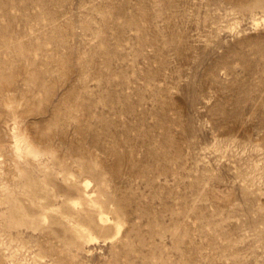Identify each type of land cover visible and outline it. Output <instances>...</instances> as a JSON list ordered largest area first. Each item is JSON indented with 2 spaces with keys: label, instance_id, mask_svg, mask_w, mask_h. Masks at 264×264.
I'll return each instance as SVG.
<instances>
[{
  "label": "rangeland",
  "instance_id": "374dc122",
  "mask_svg": "<svg viewBox=\"0 0 264 264\" xmlns=\"http://www.w3.org/2000/svg\"><path fill=\"white\" fill-rule=\"evenodd\" d=\"M0 264H264V0H0Z\"/></svg>",
  "mask_w": 264,
  "mask_h": 264
},
{
  "label": "bare ground",
  "instance_id": "6f19581e",
  "mask_svg": "<svg viewBox=\"0 0 264 264\" xmlns=\"http://www.w3.org/2000/svg\"><path fill=\"white\" fill-rule=\"evenodd\" d=\"M87 187H89L88 186V184H87ZM25 193V192H24ZM16 195V194H15ZM83 197H82V199L81 200H75V202H73V203H71V202H68V203H71V206H72V208L74 209V211H75V208L78 206V205H80L79 207H81L82 205L84 206V204L85 203H89V204H87V205H89V210L90 211H93V212H95L96 213V215L98 216V219H97V221H99V223H100V225L99 226H101L100 228H102V227H104L105 226V224L109 221V218L106 216V214H105V209H104V202L99 198V197H90V196H88L87 194H86V191H85V193H84V195H82ZM68 205H70V204H67V206ZM70 206V207H71ZM86 208V207H85ZM70 210H71V208H69ZM72 209V210H73ZM79 210H81L80 208H78ZM87 209V208H86ZM56 210V209H55ZM67 210V209H66ZM77 210V209H76ZM73 211V212H74ZM51 212V211H50ZM59 212V211H58ZM67 212V211H66ZM72 212V211H71ZM76 212V211H75ZM75 212H74V214H75ZM83 212V211H82ZM89 212V211H88ZM93 212H91V213H93ZM56 213V212H55ZM62 213V212H61ZM60 213V214H61ZM81 213V212H80ZM95 213H93V214H95ZM63 214V213H62ZM77 214V213H76ZM15 215V214H14ZM64 216H66V214H63ZM89 216V215H88ZM63 217V216H62ZM68 217V216H67ZM70 217V216H69ZM86 218V217H85ZM92 218V217H91ZM94 225H96V224H94ZM97 225H98V223H97ZM119 226H120V224L119 223H116L115 224V229H119ZM76 227V226H75ZM97 227V226H96ZM108 227H106V229H107ZM81 229V228H80ZM79 229V227H76L75 228V231L77 232V234L78 235H81L82 234V232H83V230L82 229H85V228H83V226H82V231ZM87 230V229H86ZM99 230H101V229H99ZM102 231V230H101ZM103 231H104V228H103ZM86 232V231H85ZM87 233V232H86ZM86 238V237H85Z\"/></svg>",
  "mask_w": 264,
  "mask_h": 264
}]
</instances>
